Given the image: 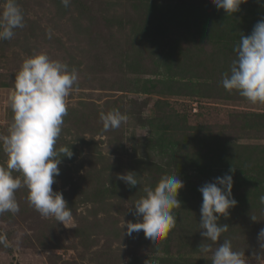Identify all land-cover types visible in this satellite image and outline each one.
Returning a JSON list of instances; mask_svg holds the SVG:
<instances>
[{
	"label": "rangeland",
	"instance_id": "rangeland-1",
	"mask_svg": "<svg viewBox=\"0 0 264 264\" xmlns=\"http://www.w3.org/2000/svg\"><path fill=\"white\" fill-rule=\"evenodd\" d=\"M5 0H0V11ZM24 27L0 40V136L13 113L7 96L23 60L46 52L74 67L78 82L67 97L68 114L56 148L62 158L53 189L72 212L69 227L43 217L16 192L19 212L0 214V264H212L203 243L199 187L230 168L238 201L219 223L224 239L255 264L257 234L264 227V104L222 86L240 36L264 17V0H247L227 15L212 0H18ZM51 31V38L48 33ZM118 109L128 119L105 130L101 113ZM8 157L0 147V166ZM135 171L129 187L117 173ZM184 181L175 227L155 242L143 231L124 235L138 219L129 211L162 176ZM15 175H21L15 173ZM22 178V176H21ZM255 215L259 221H252ZM126 231V228H125Z\"/></svg>",
	"mask_w": 264,
	"mask_h": 264
},
{
	"label": "clouds",
	"instance_id": "clouds-1",
	"mask_svg": "<svg viewBox=\"0 0 264 264\" xmlns=\"http://www.w3.org/2000/svg\"><path fill=\"white\" fill-rule=\"evenodd\" d=\"M61 3L67 8L70 0H61ZM212 3L232 15L239 12L247 0H212ZM23 27L24 15L18 0H5L0 11V40H11L15 30ZM48 38H51V31ZM233 51L235 58L229 71L223 74L222 86L229 92L237 91L251 103L264 104V17L253 26L250 34L240 36ZM77 82L78 73L74 67L35 50L15 73L7 96L13 116L7 134L0 136V147L8 157L6 164L0 166V214L19 212L16 192L25 187L28 203L41 216L54 217L57 223L69 227L71 208L63 193L53 189V184L60 175L62 158L71 159L74 155L72 147L57 149L56 142L68 114L67 97ZM127 119L118 109L101 113L106 131L119 128ZM235 170L230 168L198 189L202 194L199 232L203 241L211 242H202L198 249L204 254L211 253L212 264H248L245 253L234 250L229 239L213 249V244L229 229L228 224L219 223L221 217L227 218L229 210L238 204L233 196L234 179L230 174ZM116 179L129 187L140 185L135 171L117 173ZM183 187L184 181L175 174L162 176L154 188L144 186V194L129 207L138 219L124 223V235L132 237L133 233L143 231L146 239L155 242L156 249V241L175 227L173 210L182 204L179 193ZM259 200L264 204V195ZM251 220L259 221L255 215H251ZM257 240L260 252H253L252 256L255 264H264V227L259 230ZM0 244L7 247L8 241L0 237ZM143 264H156L153 252L146 253Z\"/></svg>",
	"mask_w": 264,
	"mask_h": 264
},
{
	"label": "trees",
	"instance_id": "trees-1",
	"mask_svg": "<svg viewBox=\"0 0 264 264\" xmlns=\"http://www.w3.org/2000/svg\"><path fill=\"white\" fill-rule=\"evenodd\" d=\"M181 176V175H180ZM201 193H197V191H195V193H194V195L192 196L193 197V201H194V203H195V205H199V204H197L196 203V200H197V198H198V196L200 195Z\"/></svg>",
	"mask_w": 264,
	"mask_h": 264
}]
</instances>
